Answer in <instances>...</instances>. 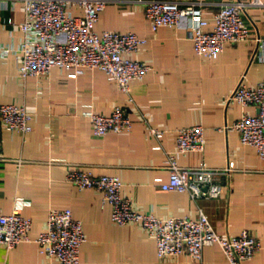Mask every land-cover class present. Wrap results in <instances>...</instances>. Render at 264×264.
<instances>
[{
	"label": "crops",
	"instance_id": "crops-1",
	"mask_svg": "<svg viewBox=\"0 0 264 264\" xmlns=\"http://www.w3.org/2000/svg\"><path fill=\"white\" fill-rule=\"evenodd\" d=\"M200 1L210 29L219 5L234 0ZM23 17L21 0H0V49L9 50L0 56V105L23 106L32 117L25 134L0 129V214H11L22 199L29 205L20 214L32 223L29 242L9 251L0 246V264H45L34 240L44 231L51 209H69L82 224L86 241L78 264H229L216 245L204 247L200 260L186 254L157 259L154 239L140 226L115 225L110 205L102 204L98 192L78 190L66 181L68 165L95 176H117L123 195L138 212L161 219H195L202 212L217 234L235 237L249 231L262 249L243 264H264V162L255 149L240 143L237 131H221L243 113H256L252 106L227 105L226 99L242 77L249 87L264 81V48L257 41L264 38V5L243 13L248 41L226 44L217 59L208 61L195 55L187 20L153 31L141 2L110 0L94 31L132 32L147 41L130 56L151 70L130 83L134 103L129 107L99 70L72 78L73 69L52 68L47 77L20 78L15 51L23 38ZM116 106L127 107L130 131L95 137L84 114L107 116ZM143 114L150 115V127L163 132L159 141L149 134ZM197 125L204 128V151L185 153L178 164L222 169L233 162L234 171L222 179L223 193L215 199L162 191L157 182L168 180L165 154L175 148L176 130Z\"/></svg>",
	"mask_w": 264,
	"mask_h": 264
},
{
	"label": "built area",
	"instance_id": "built-area-1",
	"mask_svg": "<svg viewBox=\"0 0 264 264\" xmlns=\"http://www.w3.org/2000/svg\"><path fill=\"white\" fill-rule=\"evenodd\" d=\"M21 1L24 17L19 23V29L23 38L15 51L20 78L47 77L52 68H71L72 78L85 71L99 70L126 97L127 107L133 105L130 83L135 79H143L151 67L132 60L130 56L147 41L132 32L103 31L98 34L94 31L99 12L110 0ZM136 1L143 4L153 31L161 26L174 28L182 20H187V33L195 55L208 61L217 59L226 44L248 41L250 32L243 13L247 7L264 5L263 0L221 3L212 16L211 28L207 29L210 22L203 17L204 2L200 0ZM257 41L264 48V38L258 37ZM8 52V49H0V56L4 57ZM243 78L227 97L226 103H234L243 108L252 106L256 113H243L234 124L223 127L221 131H237L240 143L255 149L264 162V81L249 87ZM127 107L116 106L107 116L86 112L84 116L92 125V134L101 138L108 133L129 132L133 122ZM31 119L23 106L0 105V129L25 134L31 130ZM141 119L148 126L149 134L159 141L163 132L149 126L150 115L143 114ZM155 149H160V146ZM203 151L202 126L177 129L175 148L165 154L164 168L169 173L168 180H157L160 189L186 193L193 200L220 197L224 190L221 181L229 179L234 171L233 162H228L222 169H212L205 163L192 168L178 164L183 154ZM66 181L78 190L92 189L98 192L102 204L110 205L111 221L115 225L140 226L154 239L159 260L182 254L192 260H200L204 247L216 245L229 264H243L262 249L260 241L247 230L235 237L217 234L202 212H198L195 219H161L152 213L136 211L132 201L123 195V184L117 176H95L77 166L68 165ZM28 205V202L17 199L11 214H0V246L6 251L30 241L31 220L20 214L21 208ZM85 241L82 224L73 218L69 209H51L45 229L34 243L39 246L40 254L46 257L45 264H78L80 247Z\"/></svg>",
	"mask_w": 264,
	"mask_h": 264
}]
</instances>
